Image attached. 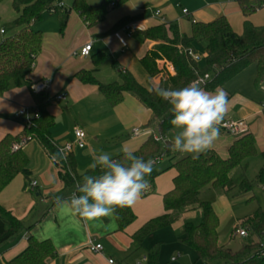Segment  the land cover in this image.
<instances>
[{
	"label": "trees",
	"instance_id": "trees-1",
	"mask_svg": "<svg viewBox=\"0 0 264 264\" xmlns=\"http://www.w3.org/2000/svg\"><path fill=\"white\" fill-rule=\"evenodd\" d=\"M126 1L101 0L99 4L91 5L86 0H73L70 7L64 8L59 6V0H12V9L16 14L13 20L15 31L0 42V96L11 85L30 88L28 76L42 48V32L34 30L33 26L41 21L44 14L58 15L59 32L62 33L71 11L77 13L84 24L91 28L102 23L111 9ZM236 1L245 18L240 35L233 31L224 16L207 23L192 21L189 35L181 33L177 25L172 23L167 24L168 29L160 24L138 31L144 41L153 43L152 48L139 60V64L149 79L159 77L155 88L144 86L132 74L121 71H118L119 80L116 82L104 84L98 81L95 73L106 61L110 62L113 70H117L114 59L105 53L93 56L91 71H78L75 77L82 84L97 86L99 93L113 108L121 104L126 95L133 96L150 112L146 127L155 125L158 136L169 138L176 130L170 123L173 116L168 102L156 95L157 88H180L208 75L209 80L203 87L207 91H215L217 88L223 89L226 83L251 65L256 70L255 83L264 81V26H254L248 21L250 15L264 8V0ZM141 18L140 15L126 18L119 25ZM196 45L204 50V58L200 63L189 56V52H195ZM158 60L168 62L174 74L170 75L163 68H158ZM32 99L33 112L38 118L26 124L21 135L7 134L0 141V193L19 175L24 178L26 186L30 185L27 155L23 149L12 150L13 144L20 138L27 142L36 141L50 157L61 153L60 146L50 133L55 119L48 111L50 100L47 92H32ZM261 114L264 117V108ZM223 132L220 127V133ZM133 152L145 160L169 159V167L165 170H159V164H154L153 171L147 177L149 185L167 170L175 172L171 190L162 196L164 213L147 220L130 235L135 251L143 249L144 241L149 235L163 228L175 227L183 214L192 212L195 214L194 218L175 227V236L181 244L195 253V264H264V210L257 208L250 216L238 221L229 241L236 237L240 229L247 232V241L233 250L228 244H220L218 215L210 202L200 198L202 190L207 187L225 193L235 191L234 196H248V200L253 198V185L246 176L247 161L257 153L256 138L252 133L235 136L225 158L208 150L195 160L192 156L178 159L180 152L172 151L170 144L165 146L152 135ZM122 155L120 153L113 158L119 159ZM53 163L58 168V178L62 183V190L53 196V203L59 202L57 197L68 199L75 191L76 182L84 174H99L98 169L93 171L91 168L78 174L72 154L62 156ZM257 181L264 186V169L259 173ZM146 195L142 194L141 197ZM112 216L119 232H125L136 221L131 207L117 208ZM31 228L32 225L0 206V246L23 232H29ZM158 256L159 247L147 250L146 264H159ZM55 257L56 251L49 239L38 240L29 235L25 249L1 264H47Z\"/></svg>",
	"mask_w": 264,
	"mask_h": 264
},
{
	"label": "crops",
	"instance_id": "crops-1",
	"mask_svg": "<svg viewBox=\"0 0 264 264\" xmlns=\"http://www.w3.org/2000/svg\"><path fill=\"white\" fill-rule=\"evenodd\" d=\"M70 1L61 0L59 4L67 8L72 5L73 0ZM86 1L91 5H97L101 0ZM156 10L160 11V17L154 16V11ZM182 10H187V15H184ZM139 15L142 18L138 21L126 23L131 27V34L122 30L125 24L119 25V23L123 19ZM15 16L16 14L12 9V0L0 2V30L4 31V35L0 34V42L5 36L15 31L13 26ZM220 16L226 17L236 34L240 35L242 33L245 18L236 0H127L118 9H111L102 23L91 28L84 24L77 13L71 11L62 33L59 32V23L57 21L50 28L44 25L40 26V21L33 26L35 30L42 32V48L35 59L32 72L28 76V81L31 83L30 88L25 85L21 87L11 85L0 96V141L7 134H22L26 125L25 118L17 117L16 113L23 108L33 109V87L35 84L45 80L50 82L47 91L50 100L48 111L55 119V124L50 131L53 140L59 146L70 142L73 140L75 128L85 133L86 140L88 129L96 123L93 116L99 111L107 110L109 107V104L99 93L97 86L82 84L75 77L78 71L89 72L93 69V56L98 53L108 54L114 59L117 66V70H114L117 76L118 71L128 72L134 76L135 65L141 67L139 60L152 48V43L144 41L138 31L163 23H172L177 25L181 33L189 35L192 21L207 23ZM248 21L254 26H264V8L258 9L254 14L250 15ZM6 24L13 26L9 33L4 29ZM89 43L92 44L90 55L81 57L79 55L80 49ZM108 63L110 62L106 61L103 63L95 73L98 81L104 84L109 83L99 79L98 76L101 73V67ZM247 69H252V72H250V85L248 82L246 84L248 86L247 90H242L241 86L240 88H233L232 95L229 92L231 90L228 91L226 89L227 85L237 79L242 72L226 83L222 89L228 98L227 113L236 106L245 111L246 114L239 119L227 117L226 114L223 121L244 122L247 127V133L254 135L256 146L264 152V140L259 141L261 134L264 133V117L261 114L264 106H256L250 99L254 97L250 89L256 70L253 65ZM112 80L111 83L116 82L119 77ZM158 82L159 77L153 78L151 83H153L154 88L158 85ZM246 94L251 97H245ZM59 95H65L66 100L56 101V97ZM125 98H129L130 102L132 98L136 101L135 106H133L138 112L143 114L141 117V120H143L141 125L143 126L133 129H139L137 135H133L132 130L133 138L130 136L129 142L123 141L120 146L110 149L107 153H110L112 157L123 153L124 149L137 150L146 138L150 136L149 128H146L150 112L133 96L126 95ZM144 116L145 119H143ZM143 127L147 129L144 131L145 133H142ZM234 138L235 136L225 132L220 133L219 138L210 150L225 158ZM126 144L129 147H126ZM84 149L85 146L82 149L75 147L71 154L76 161L77 167L79 164L81 166L86 164V166H89L88 168H91L90 165L94 162V154L92 152L84 153ZM23 151L29 159L30 183L36 182L37 185L32 190L29 185H25L24 178L21 175L17 176L0 193V206L10 211L16 218L32 225V228L29 232H23L0 246V264L19 255L27 246L29 235L34 236L38 240L49 239L52 242L56 257L49 260L47 264H109L108 260H113V264H131V257L137 251L134 250L130 235L147 220L164 213L162 196L172 188L174 170L171 169V172L162 173L150 185L151 189L154 185L158 192L156 197H152V201L160 203L161 206H156L152 215L148 214L142 217L143 222L140 223L137 222L140 215L138 213L136 221L125 232H119L112 215L88 220L73 214L69 207L60 203V201L53 203V196L62 190V183L58 178V168L51 157L34 140L27 142ZM161 162L162 160L160 164ZM36 190L38 193L34 196L33 191ZM206 190L213 191L214 189L207 187L202 190L200 198L203 201L208 200L204 194ZM214 191H220L223 195L232 196V198L236 197L234 196L235 191L231 193H225L219 189ZM36 198L40 199V204H48L45 207L46 209L44 208L42 211L38 209ZM42 198L44 200L45 198H50V200L47 203ZM147 203H150V201ZM155 203L153 206H155ZM134 207L135 205L131 208L135 212ZM213 208L216 212L214 206ZM43 213L44 215H42ZM194 216L195 214L192 212L183 214L175 227H180L184 221L192 219ZM176 239L179 248L186 247L183 244L181 245L177 237ZM92 240L102 245L104 256L88 249V242ZM228 242L230 243L231 241ZM186 248L189 249L188 247ZM193 254L195 264L196 256L194 252ZM171 259L172 257L170 258L171 263L177 261V258L174 261H171ZM137 262L139 261H134L133 264Z\"/></svg>",
	"mask_w": 264,
	"mask_h": 264
},
{
	"label": "rangeland",
	"instance_id": "rangeland-1",
	"mask_svg": "<svg viewBox=\"0 0 264 264\" xmlns=\"http://www.w3.org/2000/svg\"><path fill=\"white\" fill-rule=\"evenodd\" d=\"M60 1L61 0H59V2ZM69 1L70 0H66V2ZM88 1L93 2L96 0H88ZM119 7L115 9H118ZM56 21L57 22L59 21L57 14L51 16H49L48 14H44L39 25L40 26L44 25L50 28L52 27V25L55 24ZM163 25H165L166 29H168L166 23H163ZM4 29L9 33L13 29V26L6 24L4 26ZM33 29L35 30V28ZM195 54H197L200 57H203L204 55L203 47H201L200 45H196ZM156 64L158 68H163L164 70H166V72L170 74L169 70L167 69V65L169 64L168 62H166L165 60H158L156 61ZM135 67H136V70L134 72L135 79L144 86L153 87L152 85L153 83H151L153 79H149L141 67L139 66L137 67V65H135ZM247 68L242 71V73L238 76L237 79H235L234 81L230 82V84L227 85L226 89L228 91L231 90L229 92L232 95H233L232 93L233 88H240L241 86L242 90L243 89L247 90L248 88V86L246 85L247 82L250 85V72H252V69L248 70ZM98 77L99 79H102L104 82L111 83L113 81L112 79H115L118 76L116 72L111 68L110 63H108L107 65L101 67V73L99 74ZM254 80L255 77L252 80L251 89H250L254 97H251L248 94H246L245 97L247 98L251 97L250 99L252 103L256 106L257 105L264 106V86L261 85V82L255 83ZM129 100H130L129 98L128 99L125 98L124 101L118 106L114 108L109 106L107 110L99 111L93 116L94 117L93 119H95L96 123L87 131V137L85 140V149L83 151L84 153L92 152L94 154L93 158H95L99 154H101V152H108L110 151V149L115 148L116 146H120L121 142L123 141L129 142L130 140L128 139L130 138V136L131 137L133 136L132 130L136 127L143 126L141 125V122L143 121L141 120V117L143 114L138 112L134 107L136 101L133 98L131 99V102ZM244 114H246L245 111L234 106L227 113V117L239 119ZM143 119H145V116ZM146 128L145 127L142 128V133L145 130H147ZM149 131L150 134L153 136H157L159 134L157 127L155 125L150 127ZM176 131L177 130L173 131L169 135L170 140L176 134ZM261 135L262 136L259 138V141L264 140V133H262ZM126 147H129V145L126 144ZM187 156H191V154L179 153L177 155V158L179 159ZM88 167L89 166H86V164H83V166L79 164L77 167V173L83 174L87 169H90ZM168 167H169V159L164 158L162 159L161 164L158 166V169L165 170ZM262 169H264V152H262V150H260L257 146L256 155L252 156L247 161V166H246V176L253 185V194H252L253 198L250 200H248L249 199L248 197H244V196H236L234 198H232V196H225L220 191H214V190L204 191L205 196L208 198L207 201L210 202L211 205L215 207L216 213L219 218L218 238L221 244L226 245L227 243H229L228 242L229 235L231 234L233 229L237 226L239 220L250 216L257 208L264 210V186L259 184V182L257 181V177L259 173L262 171ZM166 172H171V169L167 170ZM152 189H151L152 191H150L151 193H148L145 197H141L135 203L134 213L136 216H138V213H140L137 219V222L139 223L143 222L142 217L148 214L152 215V213L154 212L153 209H156V206L160 205V203L158 204L152 201V197L153 196L156 197L158 195L157 188L154 185ZM36 193H38L37 190L33 191L34 196ZM35 200L38 203V207H39L38 209L41 211L46 206H48V204L47 205L40 204L39 198H36ZM49 200L50 198H45L44 202L46 201L48 203ZM149 201L150 203H147ZM154 203L155 206H153ZM246 241L247 240L245 238H240L238 235H236V237L228 244V246L233 250H237L240 247L241 243ZM153 247H159V256H158L159 264H194L195 257L193 251L187 249L186 247L179 248V244L175 236V227L163 228L149 235L145 239V242L143 244V249H140L131 257L130 263L133 264L134 261H139L142 264H146V261H142L143 257L146 256L147 250H150ZM171 257L177 258V261L175 263H171L170 262Z\"/></svg>",
	"mask_w": 264,
	"mask_h": 264
},
{
	"label": "clouds",
	"instance_id": "clouds-1",
	"mask_svg": "<svg viewBox=\"0 0 264 264\" xmlns=\"http://www.w3.org/2000/svg\"><path fill=\"white\" fill-rule=\"evenodd\" d=\"M204 79H196L180 88L159 87L156 95L170 105L173 118L171 125L177 130L169 141L161 136L165 146L198 159L210 150L220 135V126L228 111V98L224 90L207 91ZM53 161L62 158L61 153L52 155ZM154 159L145 160L132 150L124 149L121 158L101 152L90 165L98 175L84 174L76 182L67 200L57 197L73 214L88 220L108 217L117 208L132 207L150 185L147 177L153 171Z\"/></svg>",
	"mask_w": 264,
	"mask_h": 264
},
{
	"label": "built area",
	"instance_id": "built-area-1",
	"mask_svg": "<svg viewBox=\"0 0 264 264\" xmlns=\"http://www.w3.org/2000/svg\"><path fill=\"white\" fill-rule=\"evenodd\" d=\"M59 6L62 7V5H59ZM182 13L184 15H187V10H182ZM154 16L160 17L161 16L160 11L159 10L154 11ZM122 30L127 32V33H129V34L132 33V30H131V27L129 26V24H125L122 27ZM0 34L4 35V31L0 30ZM91 48H92V44L91 43L86 44L85 46H83L80 49L79 55L81 57H88L90 55ZM189 56L196 63H200L203 60V58H204V56L200 57L197 54H195V52H189ZM167 69L169 70L171 75L174 74L173 68H172L171 65L168 64L167 65ZM198 79H204L207 82L209 80V76L208 75H204L202 78H198ZM49 85H50V82L48 80L41 81V82L35 84V86L33 87V91H34V93L47 92L48 89H49ZM261 85L264 86V81L261 82ZM202 86H204V85H202ZM65 100H66V96L65 95H59V96L56 97V101H65ZM16 116L25 118V123L26 124H29V123H31V121L33 119H37L38 118V115L33 112V109L28 110L26 108L20 109L16 113ZM220 127L224 130L225 133H227L229 135H232V136H237V135H240V134L247 133V127H246L245 123L242 122V121L226 120V121H223L221 123ZM138 133H139V129L133 130V135H137ZM149 135H151V134L149 133ZM85 136L86 135H85V133L82 130H80L78 128H75L74 131H73V140H71L70 142L65 143L63 146H60V152H61L62 156H66L68 154H71L73 148H75V147L78 148V149L84 148V146H85ZM153 138L156 141L163 142L162 140L159 139L160 136H158V135L157 136H153ZM26 143H27V141L24 138H20L18 140V142L13 144L12 150L13 151L21 150V149L24 148ZM160 161L161 160L158 159V160H156V163L160 164ZM36 185H37L36 182H31L29 187L33 190L36 187ZM150 191H151V187H149V189L146 192H144L143 194H148V193H150ZM237 235L240 238H246L247 237V232L245 230L240 229V230H238ZM87 246H88V249L91 252L99 253V254L104 256L103 247H102L101 244L95 243L92 240V241L88 242ZM174 260H175V258L171 259V261H174ZM142 261H146V258L144 257ZM108 263L109 264H113V260H108ZM136 264H142V263L141 262H137Z\"/></svg>",
	"mask_w": 264,
	"mask_h": 264
}]
</instances>
